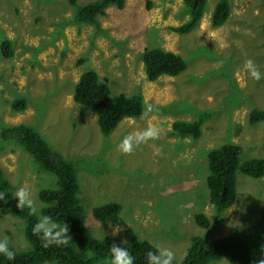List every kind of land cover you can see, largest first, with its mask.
<instances>
[{"label": "rangeland", "instance_id": "374dc122", "mask_svg": "<svg viewBox=\"0 0 264 264\" xmlns=\"http://www.w3.org/2000/svg\"><path fill=\"white\" fill-rule=\"evenodd\" d=\"M90 1L78 0L73 7L66 0H0V46L8 39L12 47L11 58L0 49V128L26 124L75 165L85 224L96 239L125 248L124 231L130 228L153 246L170 249L180 262L193 237L215 240L258 222L264 177L238 174L236 201L221 214L210 203L206 177L207 154L222 145L240 146L242 162L264 158V122L249 123L252 110H264V78L252 79L243 67L250 59L264 74V0H229L230 16L219 28L211 25L219 0H207L201 22L188 35L170 30L188 20L183 0H126L123 10L109 8L97 26L75 22L77 8ZM146 48L181 56L186 71L149 82L141 59ZM87 71L96 72L113 95L141 94L143 116L125 119L103 136L96 115L73 98ZM18 98L27 101L24 111L11 107ZM201 114L210 118L200 139L172 133L173 123L193 122ZM148 127L158 129L155 140L129 154L117 149L124 136ZM0 168L14 196L25 188L40 216L38 193L55 189L56 177L1 137ZM112 202L122 207L119 222L96 221L93 209ZM200 213L210 221L207 229L195 223ZM24 227V220L0 211V240L17 251L31 248ZM261 261L264 253L252 260Z\"/></svg>", "mask_w": 264, "mask_h": 264}, {"label": "trees", "instance_id": "16d2710c", "mask_svg": "<svg viewBox=\"0 0 264 264\" xmlns=\"http://www.w3.org/2000/svg\"><path fill=\"white\" fill-rule=\"evenodd\" d=\"M70 6L77 7L78 0H66ZM188 20L180 26L171 27L173 33L188 35L201 22L207 5V0H183ZM126 0H91L77 8L74 21L80 24L98 25V18L104 17L109 8L123 10ZM147 8L151 9L150 2ZM230 16L229 0H219L211 17L213 28L223 26ZM264 30V26H263ZM1 53L5 58L12 57L11 41L3 39ZM141 59L146 78L155 82L162 76L177 77L187 69V62L181 56L159 48H146ZM82 59L79 63H84ZM74 101L82 108L93 112L103 136H110L117 126L125 119H140L144 114V102L141 94L126 96L113 95L110 87L102 83L94 71L81 75L74 89ZM16 112L27 108L25 98H18L11 103ZM210 118L201 114L193 122L177 121L172 125V133L180 138L200 139L203 124ZM264 122V110H252L249 123L255 125ZM0 137L4 141L13 142L24 148L36 161L39 168L56 177V188L46 189L38 193L43 204L40 215H50L55 222L66 224L68 234L66 244L43 246V242L33 235L32 227L38 215L28 208L19 209L18 200L14 196V188L0 168V191L6 192L4 200H0V211L9 210L14 217L24 220V234L31 248L28 251H17L12 261L0 255V264H98L109 260V247L113 243L96 239L86 226L84 207L79 199L80 185L75 165L54 151L43 137L26 124L2 126ZM243 150L234 144L222 145L212 149L207 154L208 175L206 183L209 190V200L217 214L223 213L237 198V175L242 174L253 179L264 177V158H253L242 162ZM122 207L118 203H107L93 209V217L100 223L116 225ZM195 223L207 229L209 219L202 213L196 214ZM127 247L134 257L135 264H145V255L154 250V246L142 240L133 229L124 231ZM264 253V207L261 217L255 224L231 234L208 240L193 237L185 257L173 264H211L223 258L230 264H253V257Z\"/></svg>", "mask_w": 264, "mask_h": 264}, {"label": "clouds", "instance_id": "9594fccd", "mask_svg": "<svg viewBox=\"0 0 264 264\" xmlns=\"http://www.w3.org/2000/svg\"><path fill=\"white\" fill-rule=\"evenodd\" d=\"M243 67L252 79L260 80L264 78V74L257 69L252 60H246ZM146 110L152 111V105H146ZM157 137L158 129L156 127H148L124 136L117 145V149L124 154H129L138 146L147 143L149 140H155ZM5 196L6 192L0 191V200H4ZM15 198L18 200L17 207L19 209L28 208L35 212L34 202L25 188H18L15 192ZM32 232L33 235H36L43 242L44 247L50 245L60 246L68 242V226L55 222L50 215L38 216L36 223L32 227ZM109 252L111 257L110 264H135L134 257L128 248L112 245L109 247ZM0 255L9 261L15 258V253L10 249L7 240H0ZM173 260L174 253L170 249L159 245L154 246V250L148 251L145 255V264H173ZM260 264H264V261H261Z\"/></svg>", "mask_w": 264, "mask_h": 264}]
</instances>
